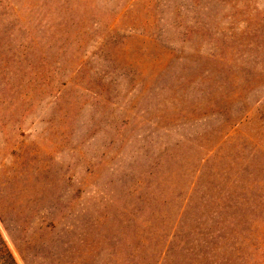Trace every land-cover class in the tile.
<instances>
[{
	"label": "rangeland",
	"instance_id": "1",
	"mask_svg": "<svg viewBox=\"0 0 264 264\" xmlns=\"http://www.w3.org/2000/svg\"><path fill=\"white\" fill-rule=\"evenodd\" d=\"M0 236L264 264V0H0Z\"/></svg>",
	"mask_w": 264,
	"mask_h": 264
},
{
	"label": "trees",
	"instance_id": "2",
	"mask_svg": "<svg viewBox=\"0 0 264 264\" xmlns=\"http://www.w3.org/2000/svg\"><path fill=\"white\" fill-rule=\"evenodd\" d=\"M0 264H16L1 236H0Z\"/></svg>",
	"mask_w": 264,
	"mask_h": 264
}]
</instances>
